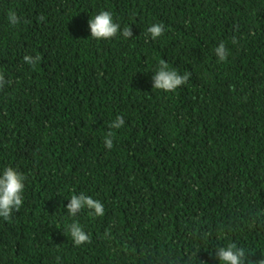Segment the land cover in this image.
<instances>
[{
    "label": "trees",
    "instance_id": "1",
    "mask_svg": "<svg viewBox=\"0 0 264 264\" xmlns=\"http://www.w3.org/2000/svg\"><path fill=\"white\" fill-rule=\"evenodd\" d=\"M101 11L132 37L93 39ZM161 61L188 82L154 89ZM0 72V172L26 177L0 264H221L232 242L264 258V0H0ZM80 192L105 214L75 218L76 246Z\"/></svg>",
    "mask_w": 264,
    "mask_h": 264
},
{
    "label": "clouds",
    "instance_id": "2",
    "mask_svg": "<svg viewBox=\"0 0 264 264\" xmlns=\"http://www.w3.org/2000/svg\"><path fill=\"white\" fill-rule=\"evenodd\" d=\"M43 20V17H38ZM21 18L16 12L11 11L8 14V21L15 26L20 23ZM91 37L95 40H111L117 35H122L129 39L132 37L130 27H125L121 32L120 24L113 21L112 14L109 11H101L88 21ZM165 26L162 23L151 25L147 29V33L152 40H156L163 36ZM233 43H237L233 39ZM215 54L218 61L224 62L228 58L229 50L224 43H220L215 48ZM40 56L24 55L23 60L30 66L35 67L40 62ZM191 76L190 72L183 75L176 70L170 69L164 61L160 62L158 70L152 77L153 88L164 92H175L177 88L186 84ZM10 81L5 79L4 73L0 72V90L4 89ZM125 120L123 116H117L109 125L111 129H119L124 126ZM113 132L109 131L104 140L105 147L111 149L113 147ZM26 177L23 173L13 167H6L0 172V218L10 221L14 211H18L24 201L23 193L25 190ZM88 210L89 215L94 217H102L105 214L103 203L99 200L80 192L78 195L73 194L67 204V212L73 217V221L66 226V232L70 235L72 242L76 246L91 243L90 235L85 232L79 221L75 219L78 215ZM215 255L221 264H264V258L258 261L248 259V253L235 242L227 244L226 247H220L216 250Z\"/></svg>",
    "mask_w": 264,
    "mask_h": 264
}]
</instances>
